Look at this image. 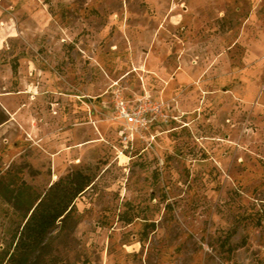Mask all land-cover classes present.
I'll use <instances>...</instances> for the list:
<instances>
[{"label":"rangeland","instance_id":"obj_1","mask_svg":"<svg viewBox=\"0 0 264 264\" xmlns=\"http://www.w3.org/2000/svg\"><path fill=\"white\" fill-rule=\"evenodd\" d=\"M77 173L29 264H264V0H0V264Z\"/></svg>","mask_w":264,"mask_h":264},{"label":"trees","instance_id":"obj_2","mask_svg":"<svg viewBox=\"0 0 264 264\" xmlns=\"http://www.w3.org/2000/svg\"><path fill=\"white\" fill-rule=\"evenodd\" d=\"M90 184L88 176L77 173L52 185L48 194L29 211L31 215L24 225V229L28 230L26 240L30 239L31 245L26 251L20 252L19 258L11 257L10 264H29L30 256L36 250H43V243L49 230L56 228L60 221L65 224L71 220L75 200Z\"/></svg>","mask_w":264,"mask_h":264},{"label":"built area","instance_id":"obj_3","mask_svg":"<svg viewBox=\"0 0 264 264\" xmlns=\"http://www.w3.org/2000/svg\"><path fill=\"white\" fill-rule=\"evenodd\" d=\"M116 107H117L118 112L120 114V117L122 119L132 117L133 119L135 118L139 121L143 120V117L141 116L142 112H145L143 106H141L140 109H138V111L133 113V112L129 111L127 105L125 104V102L122 99H118L117 103H116ZM154 110L159 111L160 109H159V107H154Z\"/></svg>","mask_w":264,"mask_h":264},{"label":"crops","instance_id":"obj_4","mask_svg":"<svg viewBox=\"0 0 264 264\" xmlns=\"http://www.w3.org/2000/svg\"><path fill=\"white\" fill-rule=\"evenodd\" d=\"M74 204H75V202H74Z\"/></svg>","mask_w":264,"mask_h":264}]
</instances>
